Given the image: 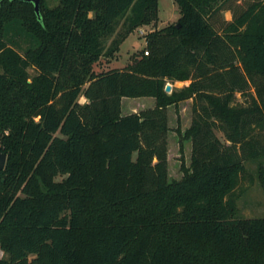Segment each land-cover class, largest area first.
I'll return each mask as SVG.
<instances>
[{"label": "trees", "instance_id": "16d2710c", "mask_svg": "<svg viewBox=\"0 0 264 264\" xmlns=\"http://www.w3.org/2000/svg\"><path fill=\"white\" fill-rule=\"evenodd\" d=\"M175 2L131 61L96 70L158 0H0V264H264V216L236 192L264 154V0ZM186 100L191 158L171 179Z\"/></svg>", "mask_w": 264, "mask_h": 264}, {"label": "rangeland", "instance_id": "374dc122", "mask_svg": "<svg viewBox=\"0 0 264 264\" xmlns=\"http://www.w3.org/2000/svg\"><path fill=\"white\" fill-rule=\"evenodd\" d=\"M59 0H45V3L52 7ZM158 19L155 23L143 25L132 33L121 43L118 52L110 58H102L95 64L96 70H105L113 66H124L134 57V54L145 47L146 35L155 28H161L168 23L176 22L179 18V9L175 0H158ZM226 18H231L229 10L224 12ZM31 74L35 71L30 68ZM172 88H182L190 83V80L168 81ZM172 90V89H171ZM80 100L85 101V97ZM237 100L242 102L244 97L237 94ZM189 100L180 102L179 106L170 107L168 132V169L170 178H180L182 176L181 163H190L191 142L183 138V131L190 125L192 112ZM155 104L154 97H123L122 112L130 113L152 107ZM179 109V111H177ZM181 130V133L179 132ZM223 137V135L220 133ZM181 145L183 149H181ZM262 164V165H261ZM246 171L241 177V181L236 189L239 193L237 199L239 215L252 217L264 216V154H256L255 157L245 161ZM261 165V167H260ZM263 166V168H262Z\"/></svg>", "mask_w": 264, "mask_h": 264}, {"label": "water", "instance_id": "95a60500", "mask_svg": "<svg viewBox=\"0 0 264 264\" xmlns=\"http://www.w3.org/2000/svg\"><path fill=\"white\" fill-rule=\"evenodd\" d=\"M26 1H31L34 3L35 9L37 12L40 10V1L41 0H26ZM166 91L170 92L172 89V84L167 83L165 87ZM7 162V153L0 150V168H4L6 166Z\"/></svg>", "mask_w": 264, "mask_h": 264}, {"label": "built area", "instance_id": "2783aa9c", "mask_svg": "<svg viewBox=\"0 0 264 264\" xmlns=\"http://www.w3.org/2000/svg\"><path fill=\"white\" fill-rule=\"evenodd\" d=\"M145 53H148V51H146Z\"/></svg>", "mask_w": 264, "mask_h": 264}, {"label": "crops", "instance_id": "0c3cea01", "mask_svg": "<svg viewBox=\"0 0 264 264\" xmlns=\"http://www.w3.org/2000/svg\"><path fill=\"white\" fill-rule=\"evenodd\" d=\"M169 112H170V110H169Z\"/></svg>", "mask_w": 264, "mask_h": 264}]
</instances>
